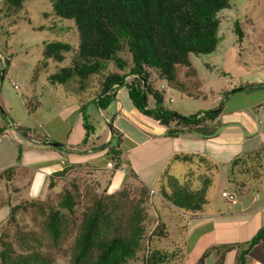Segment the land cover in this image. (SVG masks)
I'll return each mask as SVG.
<instances>
[{
	"label": "trees",
	"instance_id": "1",
	"mask_svg": "<svg viewBox=\"0 0 264 264\" xmlns=\"http://www.w3.org/2000/svg\"><path fill=\"white\" fill-rule=\"evenodd\" d=\"M4 1L16 11L25 0ZM49 1L56 17L73 23L78 46L76 50H72L64 42H43L42 58L33 68L30 82H35L38 73L47 68L48 62L60 64L64 61L65 54L70 53L68 64L56 67V72L46 78L50 85L62 86L69 90V94L79 95L87 87L90 76L99 75V92L94 94L93 99L99 110H105L114 101L113 88L123 87L132 108L141 116L164 127L166 137L192 134L208 139L215 136L216 119L221 107L187 116L170 111L164 106V92L153 87L152 79L157 77L168 89L187 98H202L198 92L201 84L196 78L195 70L191 68L190 57L209 55L215 50L219 25L217 13L229 8L228 0ZM234 32L239 38L242 37L237 22L234 23ZM106 63H111L116 71L104 73ZM5 65L2 72L6 70ZM180 68L186 69L184 79L178 74ZM190 78H193L192 83ZM72 80H76V85L70 89L67 85ZM260 87L262 85L250 88ZM234 92L236 90L227 92L226 95ZM148 98L152 105H148ZM85 109V105L79 109L82 120L80 128L85 131H82V143L93 133ZM108 125L111 140L100 145L97 150L106 148L103 162H113L112 171H115L122 165L120 136L110 123ZM17 130L23 136H28L29 130ZM20 156L18 148L17 161ZM171 161L204 165L213 180L218 176V166L209 167L207 159L195 153H175ZM66 171L67 167L51 174L48 189L54 187L53 179L64 176ZM13 172L11 168L6 169L0 174V178L4 177L6 182H10ZM203 177V186L192 188L190 185L180 184L167 170H163L156 180V188L151 191L142 185L136 198H130L124 189L111 194L104 190L100 196H91L78 220L74 218L76 196L65 190L59 196L56 206L43 208L39 205L42 216L39 234L19 230L16 232V245L13 243V248L10 242H5L2 238V227L0 228V264H56L50 254L42 250L59 249L72 231L74 237L69 264H128L138 261L141 264L178 263L184 257L183 240L180 239L169 247L158 248L157 244L169 236L167 227L165 222H158L147 233L144 224L148 216L146 206L155 192L166 205L182 215L201 214L207 204V186L211 183L208 177ZM226 177L227 183L238 191L247 190L250 185L261 184L264 181V147L233 158L227 164ZM33 204L10 207L6 223L16 226L14 214ZM182 228L178 232L180 238H183L185 231V227ZM257 244L262 246L264 253V227L245 244L220 245L207 249L198 264H202L212 252L217 257L216 263L221 264L224 256L235 248L239 249L235 264H245L248 252ZM143 250L145 251L142 252ZM139 253H143L140 258Z\"/></svg>",
	"mask_w": 264,
	"mask_h": 264
},
{
	"label": "rangeland",
	"instance_id": "2",
	"mask_svg": "<svg viewBox=\"0 0 264 264\" xmlns=\"http://www.w3.org/2000/svg\"><path fill=\"white\" fill-rule=\"evenodd\" d=\"M228 3L229 8L223 9L217 13L219 25L216 33L217 45L215 50L209 55L190 57L191 68L195 70L196 78L200 83L204 84L203 91L207 95H209L208 92L211 91L213 93L212 96H208L206 100L188 99L177 91L170 90L167 87L165 88V83L154 76L152 79L153 87L164 92L165 106L168 110L173 111L176 109L175 107L181 105L180 100H183L184 103L182 106L188 111L187 113L190 114L197 111V107H203L204 109H211L213 107L218 108L221 102L226 100V92L231 86H235L240 82H251L255 77H259V75L264 77V0H228ZM235 22L238 23V27L242 32L241 38L234 32ZM43 42H64L69 44L72 50H76L78 46V37L73 23L56 17L52 12L49 0H25L22 7L16 11L12 10L4 0H0V54L3 55L4 59L7 58L13 64L11 73L5 74L0 81V86L14 95L16 93L24 94L26 91L29 92L33 87H35L37 92L44 88L45 99L42 108L32 112L30 117L24 119L22 125L28 130H31L32 132L30 134L35 138L41 137L45 141L61 144L62 141H64V135L68 134V138L65 141L71 142L74 136V129L82 124L81 113L76 110V106H72V103L80 101L82 102L81 104H86L89 98L92 99L94 94L99 92V81L101 76H90L87 87H85L84 92L79 95L69 94V90L66 88L64 89L62 86L50 85L46 78L50 74L56 72V67H65L68 64L71 55L68 53L65 54V59L60 64L51 61L48 62L47 68L38 73L37 80L34 83H30L29 79L31 75H33V70L29 71L30 68L28 69V67H32V65L35 67L36 63L41 60ZM3 67L4 65L2 66L0 75ZM115 71L116 69L111 63L105 64L104 73H112ZM184 72H186L185 68L178 69V74L182 76V79H184ZM8 75L11 76L8 78ZM192 81L193 78H190V83H192ZM75 82L76 80H72L67 86L71 89L76 85ZM12 85H16L17 90H14ZM201 87L202 86H200V88ZM119 90L123 101L128 102L125 89L121 87ZM64 94H66V99L63 100L62 97L65 96ZM219 96L220 102H217L219 104L211 106ZM235 97L234 95V97H232L234 99H230L228 102V105L231 107L241 103L239 99H235ZM169 99H171L170 102H168ZM62 100L66 101L67 105L64 108L65 111L56 118L55 113L60 109L59 105ZM35 101L38 100L35 99L30 102L31 108ZM87 107H91L90 112L86 110V116H88L87 121L92 128L95 129L94 132L96 136L100 137L106 134V132L109 131L108 123L98 114L94 104L87 103L86 108ZM48 118H51L50 122H47ZM121 121L127 122V120ZM116 123H118V121ZM129 123L130 121H128L127 124L133 128L132 124ZM122 127L125 131H131V129L126 128L125 124ZM84 132L85 131H83V133ZM34 133H39V136ZM123 146L125 148L126 144L124 143ZM122 160H124V158ZM108 162L113 165V162ZM101 163L102 159L97 161L98 165H101ZM164 170H167L169 175L180 184H186L188 187L191 186L192 188L203 186L202 176L205 178L208 177L211 183L207 186V203L217 204L224 209L229 206L236 208V206L227 204L223 201L220 197V191L222 189H226L227 192H235L236 201L233 204L239 201V199L247 203L251 202V198L257 194L254 185L247 187V190L238 191L232 185L228 184L226 181L227 171L224 168H222L220 172L218 170L219 176L214 180L208 175L206 166L204 165L174 163L171 165L168 164ZM111 171L112 170L107 174L101 173V175L99 174L98 176V174L89 168H82L74 165L67 166L65 175L60 178H54V187L48 189L45 195L40 199L17 198L16 205H23L26 203L34 204L32 206L27 205L26 210L17 211L14 214L16 226L6 222L4 223L1 231L2 238L5 242H10L12 247L15 248V236L16 232L19 230L39 234V226L42 221L39 205L43 208L56 206L59 196L65 190L73 192L76 196L77 206L74 218L78 220L91 196H100L103 194L104 190L102 188L105 185L104 183L108 180ZM128 173L129 170L127 169V176L125 177L127 179L130 178ZM29 175L27 171L24 173L26 179L25 187L28 185L27 178ZM104 176H106V179L103 178ZM217 181L218 183L216 184ZM152 183V188H156L157 183ZM141 187L142 185L140 183L129 180L124 182L120 189L127 190L130 198H136ZM146 207L148 216L144 224L147 233H149L158 222L164 223L165 221H162V218L158 217L157 211V214L152 212L154 206L151 202H149ZM165 211L166 212H163V210H161L164 214H168V211ZM175 213H178V219L170 218V220L164 223L167 227L168 238L158 243L163 244L165 247L179 242L178 232L182 226L185 227L183 238L186 237V223L189 217L187 215H182L176 210ZM200 232L202 233L201 230ZM198 233V230L192 231V236H190V228L187 231L188 245L186 250L190 259H194L196 255L192 243L193 240L195 241ZM73 237L74 231L66 237L59 249L50 250L43 248L42 251L44 253H49L56 264H69ZM144 251L145 250L142 252ZM142 255L143 253H139L138 258ZM138 262L140 263V261Z\"/></svg>",
	"mask_w": 264,
	"mask_h": 264
},
{
	"label": "crops",
	"instance_id": "3",
	"mask_svg": "<svg viewBox=\"0 0 264 264\" xmlns=\"http://www.w3.org/2000/svg\"><path fill=\"white\" fill-rule=\"evenodd\" d=\"M5 62H7L6 65ZM3 65L7 67L4 72H1L0 81L5 74L11 73L13 66L11 61L7 58L4 59L3 55L0 54V71ZM33 68L34 65L28 67L29 71H32ZM10 76L8 75V78ZM200 84L202 87L198 89V92L206 100L213 93L210 91L208 92L209 95H207L203 91L204 84ZM257 85H262V87L250 88ZM263 85L264 77L259 75V77H255L251 82H240L235 86H231L227 92H231L229 90H236L238 87L244 89L227 95L226 100L221 102L219 106L221 107V112L216 119V134L214 137L208 139H202L192 134L181 135L176 138L166 137L164 127L138 114L132 108L129 100L128 102L123 101L119 90L121 87L113 88L115 99L105 110H99L96 107V104L93 103L94 97L92 99L89 98L87 103L94 104L98 114L103 117L104 121L108 124L110 123L119 133V147L122 151L121 160L124 158L121 167L115 171H111L102 189L106 193L111 194L118 191L124 182L131 180L150 188L152 191V182H156L160 173L168 164H174L171 161V157L175 153L198 154L207 159V163L210 164L209 167L215 168V166H218L220 172L222 168L227 171V164L233 158L263 148ZM64 95L62 97L63 100L66 99V94ZM234 95L236 96L235 99H239L241 103L231 107L228 105V102L230 99H234L232 98ZM202 98L197 100H204ZM35 99L38 101H35L31 108L30 102ZM44 99V88L37 92L35 87H33L29 92L26 91L24 94L16 93L14 95L0 86V130H2L0 132V174L9 168L14 171L10 182H6L4 177L0 178V228L7 220L10 207L17 204V198L40 199L45 195L46 191H48L47 187L51 174L59 172L70 165L89 168L98 174V176L101 173L107 174L110 172L103 162L106 148L97 150L100 145L110 142V130L106 134L97 137L93 128V133L89 135L85 143H82V130L79 125L73 131L74 136L71 142L65 141L68 138V134L64 135V141L61 143L64 147L59 149L43 144L48 143V141H45L41 137H33L30 134L31 130H29L27 137H24L17 130L18 128L27 129L22 125L24 119L30 117L32 112L41 109ZM219 99L220 96L211 106L219 104L217 103L220 102ZM63 100L60 102V109L55 113L56 118L65 111L64 108L67 102ZM170 101L171 99L168 102ZM180 102L181 105L175 107L176 109L173 111L183 116L190 115L182 106L183 100H180ZM81 103L80 101L74 102L72 106H76V110L79 111L81 106H86L87 104ZM147 103L148 105H152V101L149 98ZM214 108L216 107L211 109ZM211 109L197 107V111L193 113ZM85 110L90 112L91 107H87ZM121 120L130 121L129 124H132L133 128L127 122ZM50 121L51 118H48L47 122ZM117 121L118 123H116ZM124 124L131 131L127 129L125 131L122 127ZM34 134L39 136V133ZM124 143L126 144L125 148L123 146ZM18 148L21 151L19 161L16 159ZM101 159L102 163L98 165L97 161ZM127 169L129 170L128 175L130 177L128 179L125 178L127 176ZM26 171L30 175L27 178L28 185L25 187L26 179L24 173ZM103 178L106 179V176ZM255 187L257 194L251 198V202L247 203L239 199L235 204H232L236 208L229 206L225 207V209L217 204L207 203L201 214L188 216L186 237L180 238L178 235V241L181 239L184 242V257L178 264H198V260L203 252L212 247L245 244L261 227H264V181L259 185H255ZM222 191H226V189H222L220 193ZM150 201L154 206L152 212L157 214V211L158 217L162 218V221L167 222L170 218L178 219V213H175L172 207L166 205L155 192L150 197ZM161 210L163 212L167 210L168 214H164ZM189 228L190 236H192V231H199L195 241L193 240L192 243L194 253L196 254L194 259H190L186 250L188 245L187 231ZM164 247L163 244H158V248ZM238 250L235 248L227 253L221 264H235ZM216 259L215 253L212 252L204 259L202 264H217ZM128 264L140 263L130 262ZM245 264H264V253L260 244L251 248L246 256Z\"/></svg>",
	"mask_w": 264,
	"mask_h": 264
},
{
	"label": "built area",
	"instance_id": "4",
	"mask_svg": "<svg viewBox=\"0 0 264 264\" xmlns=\"http://www.w3.org/2000/svg\"><path fill=\"white\" fill-rule=\"evenodd\" d=\"M14 89H16L17 87L14 85L13 86ZM105 167L109 170L113 169V165L110 162H107L105 164ZM220 197L223 199V201L227 204H233L236 201V194L235 192H226V191H222L220 193Z\"/></svg>",
	"mask_w": 264,
	"mask_h": 264
},
{
	"label": "water",
	"instance_id": "5",
	"mask_svg": "<svg viewBox=\"0 0 264 264\" xmlns=\"http://www.w3.org/2000/svg\"><path fill=\"white\" fill-rule=\"evenodd\" d=\"M243 89L244 88L241 87V88L236 89V91H242ZM109 130H110V127H109ZM43 144L49 145L50 147H54V148H62L63 147L62 144L55 143V142H48V143H43Z\"/></svg>",
	"mask_w": 264,
	"mask_h": 264
}]
</instances>
